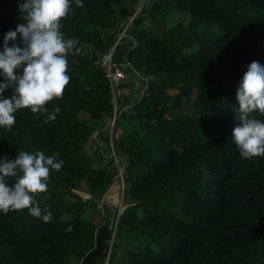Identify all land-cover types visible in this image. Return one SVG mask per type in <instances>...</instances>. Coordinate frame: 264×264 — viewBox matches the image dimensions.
<instances>
[{
	"label": "trees",
	"instance_id": "obj_1",
	"mask_svg": "<svg viewBox=\"0 0 264 264\" xmlns=\"http://www.w3.org/2000/svg\"><path fill=\"white\" fill-rule=\"evenodd\" d=\"M23 2L0 0V52L24 22ZM138 2L70 0L61 32L78 43L62 98L44 113L20 109L10 131L0 128V160L39 151L64 161L35 196L50 222L28 209L0 212V264H79L111 216V250L95 264H264V156L242 158L231 138L239 83L253 61L264 65V0ZM110 51L139 86L123 81L114 95L99 62ZM249 118L264 122L257 111ZM95 133L104 149L112 144L115 167L98 144L85 150ZM118 166L120 213L102 201Z\"/></svg>",
	"mask_w": 264,
	"mask_h": 264
},
{
	"label": "clouds",
	"instance_id": "obj_2",
	"mask_svg": "<svg viewBox=\"0 0 264 264\" xmlns=\"http://www.w3.org/2000/svg\"><path fill=\"white\" fill-rule=\"evenodd\" d=\"M76 4L83 6L82 0H76ZM18 11L24 22L4 35L0 52V75L5 80L0 83V128L9 131L18 110L44 113L49 102L62 98L70 83L68 57L74 54L78 43L76 39H65L61 32V20L70 11V0H24L18 4ZM17 33L22 46L15 43ZM9 41H13L11 47ZM9 88L11 95L4 98V91ZM236 100L241 123L234 127L232 141L242 158L264 156V122L249 118L253 111L264 115V65L257 61L248 65ZM59 112L60 108L55 107L46 122L55 120ZM63 163L39 151H19L12 160H0V212L28 209L33 217L50 222L52 213L47 207L42 211L35 196L48 191L50 169L59 171ZM9 177L16 178L11 186L6 179Z\"/></svg>",
	"mask_w": 264,
	"mask_h": 264
},
{
	"label": "rangeland",
	"instance_id": "obj_3",
	"mask_svg": "<svg viewBox=\"0 0 264 264\" xmlns=\"http://www.w3.org/2000/svg\"><path fill=\"white\" fill-rule=\"evenodd\" d=\"M143 1L144 0H139L138 4H137V9H139L142 4H143ZM178 19H181V17H177L176 20ZM91 29H93V27H90ZM123 34H119L118 38L121 37ZM117 38V39H118ZM100 62V65L102 66V62L101 60L99 61ZM104 70H105V66H103ZM126 81L127 83H129L130 87L131 88H135L136 86H139V84L135 81V78L132 77V74L131 73H128V77L124 80ZM119 90V88H118ZM126 91V90H125ZM174 93V91L172 92ZM116 101V100H115ZM115 107L117 108L118 105H117V102H115ZM184 110L187 111V112H191L192 109L188 106H184ZM80 118L86 122L89 121V118L88 116L85 114V113H81L80 114ZM108 127L110 128V135H112V130L114 128V124L111 125V122H109V124H107ZM120 135V130H117V132H115V136L118 137ZM97 133L93 134V136L90 138L89 141H87L86 143H84V148L85 150L88 152V153H93L94 152V149H95V145L98 144L100 146V149L101 151H103V155L105 157H112L114 158V167L118 164V161L117 159L114 157V155L112 154V151L111 149L107 150V149H104V147L102 146V143L100 142V140H98V137H97ZM121 174H122V170H121V167L118 166V173L116 174L115 176V179L113 181V183L110 185V187L107 189V191L103 194V197H102V201L105 202L106 204H108L109 206H112V207H116L118 208V212L123 209V204H122V199H123V191H124V187H123V183H122V179H121ZM120 185V186H119ZM118 186V188H117ZM119 191V196L118 198H116L117 200H114L112 201L111 200V197H107L109 195V193L113 190V189H116ZM83 192H81L80 194H82ZM112 217V216H111ZM108 244L110 243V240L107 242ZM117 257H121V254L118 253ZM107 263V261H106Z\"/></svg>",
	"mask_w": 264,
	"mask_h": 264
},
{
	"label": "water",
	"instance_id": "obj_4",
	"mask_svg": "<svg viewBox=\"0 0 264 264\" xmlns=\"http://www.w3.org/2000/svg\"><path fill=\"white\" fill-rule=\"evenodd\" d=\"M111 151L114 155V151L111 144ZM120 213V212H119ZM118 213V214H119ZM113 218L109 217L107 221L98 229L96 234L95 246L89 250L85 256L81 259L79 264H95L100 257L106 256L110 253L111 246L113 243V235L108 244L106 237L112 228ZM116 222L113 225V230H115Z\"/></svg>",
	"mask_w": 264,
	"mask_h": 264
},
{
	"label": "built area",
	"instance_id": "obj_5",
	"mask_svg": "<svg viewBox=\"0 0 264 264\" xmlns=\"http://www.w3.org/2000/svg\"><path fill=\"white\" fill-rule=\"evenodd\" d=\"M101 62L102 66H105L106 76L109 79L114 95H116L119 93L117 89L118 85L128 77L127 69L129 68L130 63L126 60L114 61L112 58V51H110L108 54L102 55ZM114 121L115 119L112 118L110 121L111 125L114 124ZM82 196L84 199L89 198V195L86 193H84Z\"/></svg>",
	"mask_w": 264,
	"mask_h": 264
},
{
	"label": "bare ground",
	"instance_id": "obj_6",
	"mask_svg": "<svg viewBox=\"0 0 264 264\" xmlns=\"http://www.w3.org/2000/svg\"><path fill=\"white\" fill-rule=\"evenodd\" d=\"M128 86V85H127ZM131 109V108H130ZM115 116L116 115H114V119H115ZM120 186V185H119ZM117 188H118V186H117ZM117 188L116 189H113L110 193H109V195H108V197H111V200L112 201H114V200H117L116 198H118V196H119V191L117 190ZM120 212V211H119Z\"/></svg>",
	"mask_w": 264,
	"mask_h": 264
}]
</instances>
